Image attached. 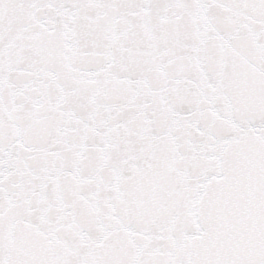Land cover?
Instances as JSON below:
<instances>
[{"label": "snow or ice", "instance_id": "snow-or-ice-1", "mask_svg": "<svg viewBox=\"0 0 264 264\" xmlns=\"http://www.w3.org/2000/svg\"><path fill=\"white\" fill-rule=\"evenodd\" d=\"M0 264H264V0H0Z\"/></svg>", "mask_w": 264, "mask_h": 264}]
</instances>
